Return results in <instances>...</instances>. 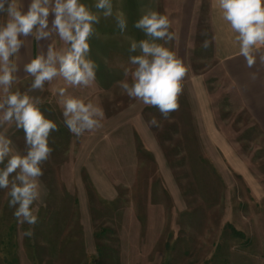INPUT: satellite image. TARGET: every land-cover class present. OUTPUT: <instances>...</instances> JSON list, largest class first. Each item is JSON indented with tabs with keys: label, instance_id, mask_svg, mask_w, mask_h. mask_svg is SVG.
Instances as JSON below:
<instances>
[{
	"label": "rangeland",
	"instance_id": "374dc122",
	"mask_svg": "<svg viewBox=\"0 0 264 264\" xmlns=\"http://www.w3.org/2000/svg\"><path fill=\"white\" fill-rule=\"evenodd\" d=\"M208 49H197L196 71L212 64L201 58ZM63 82L28 92L59 130L41 165L35 225L18 224L0 189V264H264V134L241 105L216 98L206 119L179 96L164 120L118 87L94 104L102 127L76 137L59 103ZM153 116L161 127L148 123ZM7 136L26 154L23 129L12 125Z\"/></svg>",
	"mask_w": 264,
	"mask_h": 264
},
{
	"label": "clouds",
	"instance_id": "9594fccd",
	"mask_svg": "<svg viewBox=\"0 0 264 264\" xmlns=\"http://www.w3.org/2000/svg\"><path fill=\"white\" fill-rule=\"evenodd\" d=\"M217 6L223 19L238 34L240 55L245 58L247 67H254V50L264 46V0H217ZM94 7L102 11L104 18L113 17L112 0H97ZM0 12L7 17L0 25V87L4 93L0 99V129H3L0 131V164L4 165L0 169V189L8 190L9 207L15 209L13 215L18 224L35 225L38 216L33 213L32 205L41 197V165L54 150L49 146V137L59 128L41 111V99L28 92L43 91L45 83L56 77H62L72 87H87L95 81L97 65L88 58L89 41L96 35L94 25L100 22V16L80 0H31L26 12L21 10L18 0H0ZM50 13L54 14L51 27ZM115 19L121 33L125 32L127 20L123 12H117ZM135 27L151 39L137 42L129 38V52L139 50L140 54L129 56V63L135 68H125L123 72L125 77L131 75V83L125 79L117 84L129 98L139 100L145 106L158 107L163 119L170 120V114L179 110L181 82L188 69L174 52L156 41L170 43L176 38L175 33L169 31V18L151 8L142 14ZM54 35L66 47L57 50L49 45L46 54L42 52L31 59L24 65L25 73L33 77L28 92H12L10 89L16 80L13 73L18 71L12 58L24 45V40L19 37L32 36L39 42L50 40ZM208 46L209 41L205 40L202 47ZM258 58L264 64V55ZM250 76L255 80L257 73ZM59 94L64 124L70 133L79 137L86 131L102 127L104 112L100 107L66 95L63 88ZM148 123L161 127L155 116ZM12 125L25 133L26 154L22 155L12 147L13 142L7 136ZM32 234L31 230L24 233L25 236Z\"/></svg>",
	"mask_w": 264,
	"mask_h": 264
},
{
	"label": "crops",
	"instance_id": "0c3cea01",
	"mask_svg": "<svg viewBox=\"0 0 264 264\" xmlns=\"http://www.w3.org/2000/svg\"><path fill=\"white\" fill-rule=\"evenodd\" d=\"M80 2L100 16V22L94 25L96 35L89 41L91 51L88 58L97 65L96 78L87 87H72L64 81L63 84L68 88V95L83 99L86 103L103 105L104 102L102 103L101 100L108 98L110 91L120 87L117 81L131 79V75L124 76V69L134 70L135 66L129 63V56L140 53L139 50L135 53L129 52L131 42L129 38L137 42L151 39L135 27V23L142 14L151 8L169 18L171 23L169 31L176 36L170 43L162 40L156 42L164 44L174 52L188 69L181 82L180 97L194 100L193 104L202 108L201 112L207 119V115L211 116L213 112L211 109L213 100L226 96L229 100L241 105L264 134V64H261L258 58L259 55H264V46H257L254 50L256 64L248 68L245 58L240 55L238 34L223 19L217 0H112L113 17L109 18H104L102 11L94 7L97 0H80ZM30 3L31 0H18L24 12L27 11ZM117 12H123L127 20V28L123 33L117 27L115 19ZM4 17L3 23L7 20L6 14ZM48 19L49 27H51L54 14L50 13ZM202 21L206 22L208 32L202 30ZM203 32H207L208 36L204 35V37ZM19 38L24 40V45L12 58L18 68V71L13 73L16 80L11 86L12 92L23 82L33 78L25 73V64L42 52L46 54L49 45L57 50L66 47L55 35L50 40L39 42L32 36ZM205 40L209 41L210 53L204 54L201 58L209 57L212 64L208 63L203 69L196 71L194 65L196 51L198 48L204 52L207 51V48L201 47ZM253 72L257 73L255 80L250 76ZM217 83H221L222 86H218ZM0 92L3 93L2 87Z\"/></svg>",
	"mask_w": 264,
	"mask_h": 264
},
{
	"label": "trees",
	"instance_id": "16d2710c",
	"mask_svg": "<svg viewBox=\"0 0 264 264\" xmlns=\"http://www.w3.org/2000/svg\"><path fill=\"white\" fill-rule=\"evenodd\" d=\"M12 264H15L14 262Z\"/></svg>",
	"mask_w": 264,
	"mask_h": 264
}]
</instances>
